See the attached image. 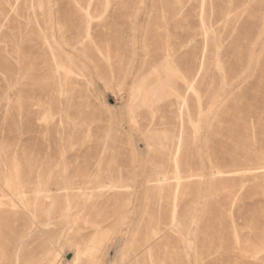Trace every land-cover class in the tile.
Masks as SVG:
<instances>
[{
    "label": "rangeland",
    "instance_id": "374dc122",
    "mask_svg": "<svg viewBox=\"0 0 264 264\" xmlns=\"http://www.w3.org/2000/svg\"><path fill=\"white\" fill-rule=\"evenodd\" d=\"M0 264H264V0H0Z\"/></svg>",
    "mask_w": 264,
    "mask_h": 264
},
{
    "label": "bare ground",
    "instance_id": "6f19581e",
    "mask_svg": "<svg viewBox=\"0 0 264 264\" xmlns=\"http://www.w3.org/2000/svg\"><path fill=\"white\" fill-rule=\"evenodd\" d=\"M17 175V174H16Z\"/></svg>",
    "mask_w": 264,
    "mask_h": 264
}]
</instances>
